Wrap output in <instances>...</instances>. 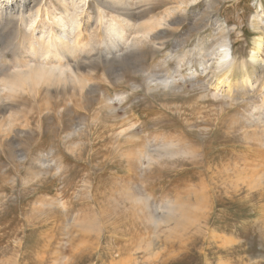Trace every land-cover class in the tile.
Segmentation results:
<instances>
[{"label":"rangeland","instance_id":"rangeland-1","mask_svg":"<svg viewBox=\"0 0 264 264\" xmlns=\"http://www.w3.org/2000/svg\"><path fill=\"white\" fill-rule=\"evenodd\" d=\"M155 4L156 20L182 19L156 52L145 44L84 99L39 89L0 109V264H264L262 80L233 104L196 50L220 24L236 61L251 62L264 0ZM204 9L208 28L190 33ZM251 113L263 124L243 131Z\"/></svg>","mask_w":264,"mask_h":264},{"label":"bare ground","instance_id":"bare-ground-1","mask_svg":"<svg viewBox=\"0 0 264 264\" xmlns=\"http://www.w3.org/2000/svg\"><path fill=\"white\" fill-rule=\"evenodd\" d=\"M137 1L139 4L136 3ZM155 1L157 0H55V2L54 0H0V109L4 111H13L17 107L19 109L22 105L17 101L19 95L29 93L40 97L41 90L51 98L54 93H62L70 99L73 96L83 97L86 89L91 88H87L90 81L100 76L109 77L112 72H119L127 65L129 67L136 65L145 44H151L152 51L156 52L158 45H164L165 31L171 29V25L174 27L172 30H180L182 19L171 23H167L168 16V20H156L152 16L157 6ZM192 1L197 0H170V3L176 4L182 12V7L184 5L188 7ZM205 11L202 12L203 15L198 14L200 17L196 16L190 33L194 31L199 33L208 28L203 26L208 10ZM262 15L255 23V27L263 33L264 29L261 25L264 23V17L262 18ZM216 30H218L217 33L212 32L208 41L202 42L196 50L206 59L202 70L207 80L211 78L208 83L213 85L212 79L217 78L221 84L225 85L224 96L234 104L241 95L250 94L252 92L250 90L255 87V84L258 85L260 78L262 83L259 89L264 88V58L262 57L264 37L258 36L251 62L243 60L238 63L234 58L227 27L219 24ZM190 33L187 35L189 36ZM214 45L217 47L213 48ZM177 47H181V42L177 43ZM9 54L13 57L11 60H8ZM190 55L186 51L177 54L174 58L175 63L181 65ZM168 56L162 59L164 65L168 63ZM257 65L260 66L259 69ZM194 74L199 78V72ZM149 76L152 77L153 73H149ZM217 86L218 84L215 85ZM258 108L257 110L264 113V99L262 106ZM253 113L250 119L244 118V121L236 122L239 128L244 129L243 131L247 127L251 129L255 123L263 124L260 123L259 115V120H255ZM236 126L233 125L231 128L236 130ZM262 127L264 129V126ZM130 136L133 137V135ZM247 136L248 133H246ZM260 143V147L264 148L263 137ZM171 147L173 148L170 146V149ZM142 155L141 153L140 156ZM170 209L172 210V212L169 210L170 213L176 211L173 208ZM185 212L187 215V210ZM179 219L182 217L180 216ZM166 221L168 222L167 219Z\"/></svg>","mask_w":264,"mask_h":264}]
</instances>
